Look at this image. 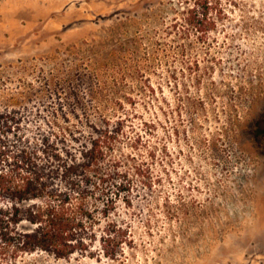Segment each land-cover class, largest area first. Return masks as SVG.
<instances>
[{"label":"rangeland","instance_id":"rangeland-1","mask_svg":"<svg viewBox=\"0 0 264 264\" xmlns=\"http://www.w3.org/2000/svg\"><path fill=\"white\" fill-rule=\"evenodd\" d=\"M0 113L2 170L124 118L133 185L124 258L17 264H264V0H0Z\"/></svg>","mask_w":264,"mask_h":264},{"label":"trees","instance_id":"trees-1","mask_svg":"<svg viewBox=\"0 0 264 264\" xmlns=\"http://www.w3.org/2000/svg\"><path fill=\"white\" fill-rule=\"evenodd\" d=\"M195 22L196 15L186 20L206 35L208 23ZM14 122L0 113V128ZM124 122L119 116L97 125L85 120L65 159L54 152L44 166L25 154L0 169V264H17L32 254L55 260L124 258L133 241L128 226L113 218L119 202L127 208L133 203L132 182L114 158ZM147 173L142 164L134 168L144 190L151 187Z\"/></svg>","mask_w":264,"mask_h":264}]
</instances>
